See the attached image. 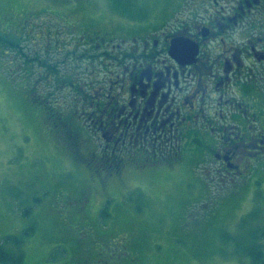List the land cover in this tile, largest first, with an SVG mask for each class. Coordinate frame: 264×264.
<instances>
[{"label": "flooded vegetation", "instance_id": "af4514ba", "mask_svg": "<svg viewBox=\"0 0 264 264\" xmlns=\"http://www.w3.org/2000/svg\"><path fill=\"white\" fill-rule=\"evenodd\" d=\"M52 1L58 8L32 15L55 13L65 34L52 31L40 51L21 46L22 13L10 12L2 26L1 13L0 32L15 41L16 64L38 81L22 82L51 108L48 126L82 128L92 146L86 159L96 173L64 200L68 208L86 214L95 186L105 192L127 169L179 165L193 151L208 177L264 171V0H177L152 26L74 23L66 12L75 0ZM65 53L74 61L67 70L58 64ZM64 94L71 100L62 113L50 96Z\"/></svg>", "mask_w": 264, "mask_h": 264}, {"label": "rangeland", "instance_id": "374dc122", "mask_svg": "<svg viewBox=\"0 0 264 264\" xmlns=\"http://www.w3.org/2000/svg\"><path fill=\"white\" fill-rule=\"evenodd\" d=\"M176 1L138 0L145 6L138 11L140 20L155 25L164 5ZM75 3L76 10L69 11L75 21L86 15L108 25L121 20L108 0ZM53 4L0 0L1 26L7 15L22 13L16 18L24 17L27 24L21 46L40 51L52 31L65 34L55 13L31 15L58 8ZM129 15L136 12L131 9ZM15 50L0 44V245L11 249L4 236L29 229L21 245L22 264H253L251 252L264 248V171L235 181L208 177L207 164L200 166L196 151L179 165L125 170L117 185L107 183L105 192L95 187L91 208L75 217L64 200L90 182V173L64 150L67 133L55 126L54 136L40 121L44 116L35 117L24 102L22 81L30 75L16 64L22 57ZM64 56L58 64L67 70L74 61ZM33 94L38 100L39 94ZM55 98L50 96V104L66 112L71 96Z\"/></svg>", "mask_w": 264, "mask_h": 264}, {"label": "trees", "instance_id": "16d2710c", "mask_svg": "<svg viewBox=\"0 0 264 264\" xmlns=\"http://www.w3.org/2000/svg\"><path fill=\"white\" fill-rule=\"evenodd\" d=\"M138 0H108V3L110 7L119 15L123 17H127L129 19H137V17H140L141 14L138 12L139 10L143 9L142 3L139 4L137 2ZM78 6V5H77ZM71 8L69 11H73L74 9L76 10V7ZM134 10L136 12V15H129L130 10ZM69 11L66 13L69 14ZM70 15V14H69ZM71 16V15H70ZM91 15H86L84 16L81 20H79V23H84L85 19H91ZM72 20L74 23H77L78 21H75L71 17L69 18ZM0 44H5L9 45L11 44L14 46L16 43L12 38H9L7 35L3 34L0 32ZM33 73V72H32ZM32 75H30L28 78H30ZM32 81V80H31ZM32 89H30L31 91ZM25 100L24 102L31 108L34 109V116L39 118L41 115L44 117L42 118V123L45 126H48L49 122V114L51 113V108L48 107V104L45 106L43 101L38 97V100L34 97L35 95H32V93L29 91V89L26 87L25 88ZM21 96L24 97V95L21 94ZM27 97V98H26ZM36 101V102H34ZM50 112V113H49ZM48 128L53 132V135L55 136V130L51 127L48 126ZM75 127H70V128H65V127H60L61 130L67 133V142H63V148L64 150L73 158V161L80 162L79 165L80 167L86 169L89 173L92 172V174H95V169L91 168L89 164H87V159L86 157L88 156V153L91 151L92 146L85 140L84 138V130L82 128H77V131L74 130ZM79 137V139H78ZM83 168V169H84ZM96 169H98L96 167ZM97 175V174H96ZM89 183H86L83 187L77 188L76 193H71L73 194H79L81 190L89 185ZM96 188L98 186H95ZM95 188V189H96ZM63 189V188H61ZM100 189V188H99ZM62 194V193H61ZM81 214L75 212V217L79 216ZM77 220V218H76ZM78 221V220H77ZM82 223V222H81ZM29 229H25L18 235H6L4 236L3 240L4 241H9L11 244V249H6L3 247V245H0V264H22L24 261V252L21 248V245L23 243V238L28 234ZM14 247V248H13ZM251 258L253 261V264H264V248H258L256 246V249L251 252ZM106 260V258L101 259L100 261L103 262Z\"/></svg>", "mask_w": 264, "mask_h": 264}]
</instances>
